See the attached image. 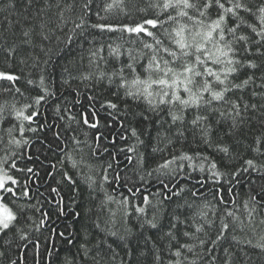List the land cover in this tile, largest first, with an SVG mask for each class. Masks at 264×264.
<instances>
[{"label":"snow or ice","instance_id":"1","mask_svg":"<svg viewBox=\"0 0 264 264\" xmlns=\"http://www.w3.org/2000/svg\"><path fill=\"white\" fill-rule=\"evenodd\" d=\"M0 16V264H264V0Z\"/></svg>","mask_w":264,"mask_h":264},{"label":"trees","instance_id":"2","mask_svg":"<svg viewBox=\"0 0 264 264\" xmlns=\"http://www.w3.org/2000/svg\"><path fill=\"white\" fill-rule=\"evenodd\" d=\"M0 19H2V16H0ZM87 194H86V192H85V196H86Z\"/></svg>","mask_w":264,"mask_h":264}]
</instances>
